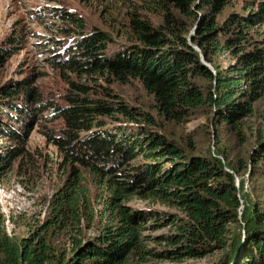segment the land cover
Instances as JSON below:
<instances>
[{
	"label": "trees",
	"instance_id": "trees-1",
	"mask_svg": "<svg viewBox=\"0 0 264 264\" xmlns=\"http://www.w3.org/2000/svg\"><path fill=\"white\" fill-rule=\"evenodd\" d=\"M240 2L241 11L236 0H122L116 35L124 41L102 27L83 31V19L61 14L83 31L58 61L75 75H64L65 102L45 106L63 123L47 134L64 177L44 221L26 237L0 225V264H159L212 251L224 252L220 264H264L262 200L242 193L245 173L264 178V0ZM18 40L11 35L0 45V68ZM222 54L233 62L221 65ZM36 81L0 87V108L27 128L0 121V135L17 142L0 156V173L28 157L25 117L43 97ZM133 82L151 98V111L129 105L113 88ZM200 116L206 135L211 121L219 126L217 153H200L176 130ZM109 120L120 125L106 127ZM221 127L232 136L224 142ZM251 142L247 156L236 152ZM135 196L176 211L148 215L129 206ZM161 226H169L168 235H146Z\"/></svg>",
	"mask_w": 264,
	"mask_h": 264
},
{
	"label": "rangeland",
	"instance_id": "rangeland-1",
	"mask_svg": "<svg viewBox=\"0 0 264 264\" xmlns=\"http://www.w3.org/2000/svg\"><path fill=\"white\" fill-rule=\"evenodd\" d=\"M122 0H0V45L11 35L16 36L19 41L15 53L11 56L4 67L0 68V87L6 83L21 81L23 78L36 79L35 86L42 94V103L35 106L32 118L25 117L29 121L28 137L25 148L28 157L23 161L15 163V167L1 172L0 177V225L7 234L12 237H26L29 230L44 221L48 213L49 199L62 185L64 175L59 170V163L62 160L57 147L52 145L48 139V132H59L62 120L53 121V108H46V104H63L66 94L67 80L75 75L62 70L59 64L61 53L82 34L83 31H90L94 27H102L113 32L117 40L124 41L122 36H117L116 31L122 28L120 21L123 20ZM241 0H236L237 11L241 9ZM253 1V0H252ZM118 3V4H116ZM241 11V10H240ZM76 17L83 19L86 28L81 31L77 21L65 17ZM125 20V18H124ZM68 57V56H67ZM221 65L227 66L233 59L230 55L222 54L217 57ZM212 66V65H211ZM213 67V66H212ZM66 75V77L64 76ZM122 98L133 106H140L143 110L151 111L149 98L137 83L130 85L114 84ZM2 98H0L1 100ZM37 107V108H36ZM9 111L0 108V121L6 123L20 132L19 124L6 114ZM11 113L16 115L15 112ZM117 120H109L106 127L113 128L120 125ZM212 134L206 135L203 131V124L206 118H192L181 128L178 133L183 132L186 137L193 138L200 147V153H206L208 149L217 153L216 132L219 126L211 121ZM252 123V122H251ZM255 124V123H254ZM128 131L134 132V125L131 123L121 124ZM206 126V125H205ZM255 131L256 125H253ZM220 140L226 141L224 135L226 128L221 127ZM182 130V131H181ZM91 132H87L89 134ZM210 137V138H209ZM253 141V137L251 139ZM231 143L230 141H228ZM17 142L8 135H0V156L6 154L7 149L17 147ZM250 143L239 145L236 152L247 156L252 148ZM228 170L233 172L230 168ZM245 183L242 193L248 192L253 199H260L264 207V178L250 180L249 172L244 174ZM237 185L240 178L236 177ZM129 202V206L143 210L146 214L154 210L175 212L157 202L140 199L135 196ZM244 201V199H243ZM102 207V204H99ZM243 209V208H242ZM242 214V212H241ZM152 220V219H151ZM234 228L236 226H233ZM232 231L236 233V229ZM236 230V231H235ZM170 232L169 226H161L156 229H149L146 235L162 237ZM237 234V233H236ZM155 245V243L153 244ZM224 252L212 251L207 256L185 259L184 261L161 260L159 264H220Z\"/></svg>",
	"mask_w": 264,
	"mask_h": 264
},
{
	"label": "water",
	"instance_id": "water-1",
	"mask_svg": "<svg viewBox=\"0 0 264 264\" xmlns=\"http://www.w3.org/2000/svg\"><path fill=\"white\" fill-rule=\"evenodd\" d=\"M195 29H196V27L192 30L191 33H194ZM191 40H192V36L190 37V41H191ZM195 48H196V50H198V51L200 52V50H199L198 47L195 46ZM201 60H202L203 63L207 64L211 69H213V67L211 66V64H209V63L205 60V57H204V55L202 54V52H201ZM238 186H239V180H238ZM242 208H243V207H242Z\"/></svg>",
	"mask_w": 264,
	"mask_h": 264
}]
</instances>
